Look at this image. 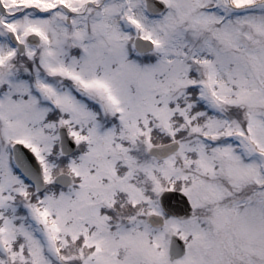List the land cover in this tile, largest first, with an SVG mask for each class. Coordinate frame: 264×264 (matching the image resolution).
Masks as SVG:
<instances>
[{
	"label": "snow or ice",
	"instance_id": "6c2138e0",
	"mask_svg": "<svg viewBox=\"0 0 264 264\" xmlns=\"http://www.w3.org/2000/svg\"><path fill=\"white\" fill-rule=\"evenodd\" d=\"M0 264H264V0H0Z\"/></svg>",
	"mask_w": 264,
	"mask_h": 264
}]
</instances>
